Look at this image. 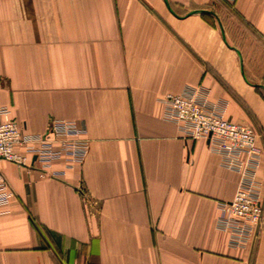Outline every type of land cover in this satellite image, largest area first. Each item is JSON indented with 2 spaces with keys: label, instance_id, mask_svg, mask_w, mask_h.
I'll use <instances>...</instances> for the list:
<instances>
[{
  "label": "crops",
  "instance_id": "obj_1",
  "mask_svg": "<svg viewBox=\"0 0 264 264\" xmlns=\"http://www.w3.org/2000/svg\"><path fill=\"white\" fill-rule=\"evenodd\" d=\"M187 87L257 130L264 199V0H0V104L89 139L60 178L0 161V264H264V225L244 248L218 226L238 172L164 117Z\"/></svg>",
  "mask_w": 264,
  "mask_h": 264
},
{
  "label": "built area",
  "instance_id": "obj_2",
  "mask_svg": "<svg viewBox=\"0 0 264 264\" xmlns=\"http://www.w3.org/2000/svg\"><path fill=\"white\" fill-rule=\"evenodd\" d=\"M234 6L236 0H225ZM204 88L187 87L180 93L160 97L165 119L177 124L185 139H203L220 154L223 166L239 174L235 195L219 202L218 226L229 232L235 247H248L264 225V199L258 170L262 149L258 132L248 124L225 117L223 110L207 97ZM89 152L86 131L75 120L53 118L44 133H29L11 116V109L0 104V161H11L40 177L60 178L82 164ZM56 161L64 167L55 168ZM80 191L84 192L83 186ZM13 191L0 169V203L9 201Z\"/></svg>",
  "mask_w": 264,
  "mask_h": 264
}]
</instances>
